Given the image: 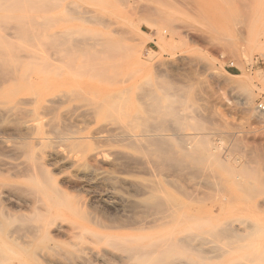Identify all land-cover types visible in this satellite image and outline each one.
<instances>
[{"label":"rangeland","instance_id":"rangeland-1","mask_svg":"<svg viewBox=\"0 0 264 264\" xmlns=\"http://www.w3.org/2000/svg\"><path fill=\"white\" fill-rule=\"evenodd\" d=\"M0 13V47L40 48V67L70 80L43 95L39 114L51 115L40 116L37 169L17 173L0 151V241L20 246L28 264H132L117 226L172 214L190 263L264 264V239L252 236L264 219L254 207L264 199V0H0ZM53 148L85 156L105 179L81 183ZM75 220L84 226L77 238Z\"/></svg>","mask_w":264,"mask_h":264},{"label":"bare ground","instance_id":"bare-ground-1","mask_svg":"<svg viewBox=\"0 0 264 264\" xmlns=\"http://www.w3.org/2000/svg\"><path fill=\"white\" fill-rule=\"evenodd\" d=\"M53 1V0H52ZM56 1V0H55ZM13 2V1H12ZM25 2V1H24ZM15 3V2H14ZM47 3V2H46ZM54 3V2H52ZM2 4V3H1ZM4 4V3H3ZM7 7V6H6ZM29 9V8H28ZM11 10V9H10ZM31 10V9H30ZM8 11V10H7ZM8 13V12H6ZM0 14H3V13H0ZM4 16L5 13L3 14ZM3 15H1L2 17H4ZM23 17V16H22ZM1 18V17H0ZM15 18V17H14ZM62 18V17H61ZM2 19V18H1ZM0 19V20H1ZM10 19V18H9ZM16 19V18H15ZM21 19V18H20ZM4 21V19H3ZM2 25V24H1ZM0 39H2L0 37ZM22 41V40H21ZM63 42V41H62ZM65 42V41H64ZM63 44V43H62ZM64 46V45H63ZM39 50L40 48H34V47H0V151L1 153L4 152L6 155L9 156V158L11 157L14 161V163H7L9 164V166L13 167L14 170L16 169V172H17V167H24L25 165L29 164V163H34L35 165V169H37L36 167H38V164L36 166L35 162H34V159H37L38 161V157L35 158L38 154L35 153V150H36V147L38 145L35 144L34 146V143H38L40 142L39 140H42V133L40 131V124H41V118H40V113L39 114V110L41 109V106H42V99H43V95L44 94H49V93H52L54 90L58 89V88H62V87H65L67 84L70 83V80L68 78H65V77H61L60 74L56 75L54 74L53 71L52 73L47 71L45 72V70H43L42 68L44 67H40V53H39ZM50 61V60H49ZM56 62V61H55ZM54 62V63H55ZM49 64V63H48ZM57 64V63H56ZM63 64V63H61ZM44 65V64H42ZM47 65V64H46ZM60 65V64H58ZM67 65V64H65ZM47 67V66H46ZM49 67V66H48ZM71 66H69V64L67 66H65V68H67V71H69L71 73ZM53 68V66L51 67ZM63 68V67H62ZM64 68V69H65ZM59 69V67H58ZM64 71V70H62ZM66 71V72H67ZM43 72H45L46 76H43ZM68 72V73H69ZM80 75L83 74V71L82 73L79 72ZM79 73H77L79 75ZM74 83V82H73ZM62 94V92H61ZM63 94H65L63 92ZM68 94V93H67ZM72 95V94H71ZM59 96V95H58ZM61 96V95H60ZM66 95L62 96V99L65 97ZM66 98H69V97H65L64 100H66ZM61 99V102L63 101ZM70 99V98H69ZM67 99V100H69ZM58 100V98H57ZM84 100V99H83ZM49 101V100H48ZM47 101V103H48ZM52 102V101H51ZM56 102V100H55ZM59 101H57L58 103ZM65 102V101H64ZM67 102V101H66ZM85 103V102H84ZM51 104V103H49ZM65 103H62L58 106L61 107V105H63ZM86 104V103H85ZM88 104V103H87ZM46 105V104H45ZM52 106V104H51ZM56 106V105H55ZM78 107V106H77ZM84 107H86V105H84ZM44 108V106L42 107ZM46 108V107H45ZM51 108V107H50ZM58 108V107H57ZM89 108V107H88ZM52 109V108H51ZM53 109H56V107H54ZM50 110L49 112L52 113V111L54 110ZM110 109V108H109ZM44 110V109H42ZM46 110H48L46 108ZM58 109H56L55 111H57ZM42 112V111H41ZM44 114L46 115L47 111H43ZM46 112V113H45ZM67 112V111H66ZM92 112V111H91ZM29 114L28 116L31 115V119L30 120H25V118H27L25 115ZM63 113V112H62ZM148 113V112H147ZM43 114V115H44ZM53 114V113H52ZM25 116V118L22 117ZM44 115V116H45ZM47 115H51V114H47ZM46 115V116H47ZM91 115V114H90ZM146 115V114H145ZM150 115V114H149ZM148 115V116H149ZM19 116H21L22 118H20ZM44 116H41L42 118H45ZM54 116L56 117V114L54 113ZM68 116V114H67ZM147 116V117H148ZM18 117L20 119H22L23 121L21 122H17V126L15 125L14 128L12 129H9V122H10V125L13 126V124H11V121L10 119H18ZM54 117V118H55ZM62 117V116H61ZM74 117V116H73ZM145 117V116H144ZM142 117V118H144ZM51 118V117H50ZM65 118V117H64ZM75 118V117H74ZM47 119V118H46ZM71 119V117H70ZM10 120V121H9ZM52 120V118H51ZM55 120V119H54ZM63 120V118H62ZM41 121V122H40ZM47 121V120H46ZM53 121V120H52ZM51 121V122H52ZM56 121V120H55ZM14 122V121H13ZM12 122V123H13ZM16 122V120H15ZM14 122V123H15ZM49 122H50V119H49ZM54 122V121H53ZM52 122V123H53ZM68 122V121H67ZM167 122V121H166ZM46 123V122H45ZM58 123V122H57ZM69 123V122H68ZM88 123V121H87ZM160 123V122H159ZM158 123V124H159ZM16 124V123H15ZM48 125L51 124V123H47ZM47 125V126H48ZM53 125V124H52ZM51 125V126H52ZM105 125V124H104ZM144 125V124H143ZM46 125H44V128H45ZM46 126V127H47ZM50 125L48 126L49 129L51 130V127ZM54 126V125H53ZM89 126V125H88ZM146 127V126H145ZM54 128V127H53ZM70 128V127H69ZM75 128V127H74ZM99 128V127H98ZM110 128H113V125L110 127ZM148 128V127H147ZM33 131H32V130ZM46 129V128H45ZM57 129V128H56ZM67 129V128H66ZM142 129V128H141ZM159 129V128H158ZM29 130H31V134H30V137H29ZM47 130V129H46ZM53 130V129H52ZM55 130V128H54ZM61 130V129H60ZM82 130V129H81ZM110 130V129H109ZM123 130V129H122ZM151 130V129H150ZM170 130V129H169ZM45 131V130H44ZM49 131V130H48ZM78 131V130H77ZM86 131V130H85ZM103 131V129H102ZM105 131V132H104ZM104 131L101 133L103 135V133L105 134L106 133V130L104 129ZM112 132H116L115 130H110ZM125 131V130H124ZM128 131V130H127ZM146 130H144L145 132ZM49 132H52V131H49ZM61 132V131H60ZM80 132V131H79ZM130 132V131H129ZM141 132V131H140ZM45 133V132H44ZM62 133V132H61ZM66 133V132H65ZM110 133V132H109ZM126 134V132H123ZM146 133V132H145ZM147 133L153 137V135L151 134L150 131L147 130ZM6 134V136H5ZM46 134V133H45ZM50 134V133H48ZM47 134V135H48ZM56 134V133H55ZM72 134V133H70ZM75 134V133H74ZM108 134V133H107ZM118 135V133H115ZM127 134H130L127 132ZM61 135V134H60ZM73 135V134H72ZM112 135V133H111ZM149 135V136H150ZM55 136V135H54ZM59 136V135H58ZM62 136V135H61ZM61 136H59L61 138ZM65 136V135H64ZM63 136V137H64ZM69 136V135H67ZM93 136V135H92ZM107 136V135H106ZM114 136V135H113ZM123 136V135H122ZM125 136H128V135H125ZM132 136V135H131ZM145 136H148V135H145ZM62 137V138H63ZM71 139H72V136H70ZM69 137V138H70ZM108 137H109V134H108ZM115 137V136H114ZM119 137V135H118ZM130 137V136H129ZM139 137V136H138ZM141 137V136H140ZM56 138V137H55ZM117 138V137H116ZM145 138V137H144ZM156 138V137H155ZM31 140L32 142H29L27 143L26 140ZM51 139V138H49ZM54 139V138H53ZM64 139V138H63ZM66 139V137H65ZM130 139V138H129ZM140 139V138H139ZM148 139L150 140V138L148 137ZM157 139V138H156ZM45 140V139H43ZM47 140V139H46ZM60 140V139H59ZM57 140V141H59ZM144 140V139H143ZM55 141V140H54ZM55 141V143L57 142ZM118 141V140H116ZM44 142V141H43ZM42 142V143H43ZM60 142V141H59ZM58 142V144H59ZM129 142L131 143V140H129ZM148 142V141H147ZM151 142V141H149ZM42 143H41V146H42ZM52 143V141H51ZM118 143V142H117ZM120 143V142H119ZM137 143V142H136ZM40 144V143H39ZM114 144V143H113ZM134 144V143H133ZM147 144V143H146ZM98 145V144H97ZM125 145V144H124ZM131 145V144H130ZM135 145V144H134ZM143 145V144H141ZM76 146V145H75ZM103 146V145H102ZM136 146V145H135ZM167 146V145H166ZM39 147V146H38ZM45 147V146H44ZM54 147V146H52ZM64 147V146H63ZM127 147V146H125ZM59 148V147H58ZM58 148H53L51 152H49V156H58L60 157V160L65 162V163H68V164H71L72 166L73 165H76L77 167V173H78V176L79 178L82 180L81 183H87L88 181L91 180V176L93 174V178L94 180L96 181H101L103 179V174L102 173H95L93 172L92 173V170L91 167L90 169L88 168V164L87 163V158L85 156H82V157H79L78 159L75 158L76 156H69V154H67L65 151V153L68 155H65L62 154ZM67 148V147H66ZM101 148V147H100ZM38 150V149H37ZM61 150V149H60ZM64 149L62 148V151ZM157 150V149H156ZM161 150V149H160ZM163 150V149H162ZM76 151V150H75ZM155 151V150H154ZM164 151V150H163ZM167 151V150H166ZM42 152V151H41ZM40 152V153H41ZM72 152V151H71ZM162 152V151H161ZM101 152H99L100 154ZM114 153V152H113ZM136 153V152H135ZM141 153V152H140ZM164 153V152H163ZM43 154V153H42ZM44 154H46L44 152ZM78 154V153H77ZM152 154V153H151ZM150 154V155H151ZM166 154V153H165ZM3 155V153L1 154V156ZM40 156V155H39ZM44 156V155H43ZM42 156V157H43ZM48 156V155H47ZM102 156V155H101ZM113 156V155H112ZM118 156V155H117ZM129 156V155H128ZM152 156V155H151ZM158 156V155H157ZM164 156V155H163ZM104 157V156H102ZM4 158H6L4 156ZM7 157V159H9ZM46 158V157H44ZM43 158V159H44ZM124 158V157H123ZM145 158V157H144ZM167 158V157H166ZM42 158H40L41 160ZM77 159V160H76ZM176 159V158H175ZM45 160V159H44ZM98 160V159H97ZM1 162L3 160H0ZM11 161V159H10ZM42 161V160H41ZM57 161V159H56ZM55 161V162H56ZM60 161V162H61ZM139 161V160H138ZM165 161V160H164ZM172 161V160H171ZM7 162V161H5ZM40 162V161H39ZM59 162V161H58ZM63 162H61L63 164ZM169 162V161H168ZM82 163V164H81ZM95 163V162H94ZM171 163V162H170ZM2 164H6V163H3ZM6 164V165H7ZM59 164V163H57ZM61 164V165H62ZM81 164V165H79ZM164 164V162H163ZM168 164V163H167ZM56 165V164H55ZM70 165V166H71ZM1 166V165H0ZM8 166V165H7ZM6 166V167H7ZM58 166V165H57ZM165 166V165H164ZM179 166V165H178ZM2 167V166H1ZM5 167V165L3 166ZM2 167V168H3ZM69 167V166H68ZM75 167V168H76ZM153 167V166H152ZM1 168V169H2ZM9 168V167H7ZM13 168L11 169V172H13ZM94 168V167H93ZM166 168V167H165ZM183 168V167H182ZM9 169V170H10ZM34 169V168H33ZM32 169V170H33ZM97 169V168H96ZM6 170V169H5ZM25 167L24 169L22 168V171L25 173ZM31 170V172H32ZM98 170V169H97ZM172 170V169H171ZM36 171V170H35ZM40 171V170H38ZM101 171V170H100ZM148 171V170H147ZM29 172V171H27ZM34 172V171H33ZM173 172V171H172ZM10 173V172H9ZM19 173V171L17 172ZM36 175H38V172H34ZM139 173V172H138ZM21 174V173H20ZM19 174V175H20ZM28 174V173H27ZM27 174H22V175H25L27 176ZM44 174V173H42ZM107 174V173H106ZM120 174V173H119ZM133 174V173H132ZM137 174V173H136ZM145 174V173H144ZM151 174V173H150ZM162 174V173H160ZM1 175V174H0ZM14 175V174H13ZM19 175H16L17 176L16 178L18 179V176ZM22 175H20L22 177ZM33 175V173L31 174ZM34 177L35 181L38 179V176ZM138 175V174H137ZM2 176V175H1ZM12 176V175H11ZM34 176V175H33ZM45 176V175H44ZM77 176V175H76ZM161 176V175H159ZM39 177H42V176H39ZM162 177V176H161ZM20 178V177H19ZM25 178V177H24ZM46 178V177H45ZM69 178V177H68ZM164 178V176L162 177ZM21 179V178H20ZM43 179V178H42ZM105 179V178H104ZM103 179V180H104ZM48 181V179L46 178L45 181ZM161 180V179H160ZM164 180V179H163ZM30 181V180H29ZM34 181V183H35ZM44 181V180H43ZM67 181V180H66ZM156 181V180H155ZM37 182V181H36ZM148 182V181H147ZM146 182V183H147ZM165 182V180L163 181ZM162 182V183H163ZM169 182V181H168ZM145 183V184H146ZM150 183V182H149ZM152 183V182H151ZM154 183V182H153ZM156 183V182H155ZM42 183H40L41 185ZM51 184V183H49ZM48 184V185H49ZM71 184V183H70ZM148 184V183H147ZM146 184V185H147ZM165 185V183H163ZM167 184V183H166ZM39 183H37L36 186H38ZM86 185V184H85ZM150 185V184H149ZM148 185V186H149ZM42 186V185H41ZM81 186V185H79ZM96 186V185H95ZM132 186V185H131ZM152 187V185H150ZM149 186V187H150ZM168 186V185H166ZM33 187V186H32ZM43 187V186H42ZM51 187V190L53 189L52 186L50 185ZM83 187V186H82ZM154 187V186H153ZM84 188V187H83ZM89 188V187H88ZM168 188V187H167ZM40 189V188H39ZM81 189V187L79 188ZM155 189V188H154ZM157 189V188H156ZM37 190H38V187H37ZM252 190V189H251ZM251 190H248L249 193H251L250 191ZM55 190H53L54 192ZM40 192V191H38ZM37 192V193H38ZM59 192V191H58ZM246 192V193H248ZM256 192V191H255ZM47 193V192H45ZM55 193V192H54ZM181 193V192H180ZM254 193V192H253ZM260 193V192H259ZM34 194V192H33ZM48 194V193H47ZM52 194V193H51ZM56 194V193H55ZM53 195V194H52ZM57 195V194H56ZM62 195V194H61ZM137 195V194H136ZM252 195V193L250 194ZM249 194L246 196H249V197H252L255 194H253L252 196H250ZM263 195V194H262ZM49 196V194H48ZM63 196V195H62ZM61 196V197H62ZM34 197V195L32 196V198ZM38 197V196H36ZM58 197V196H57ZM61 197H58V200L59 198L61 199ZM128 197V196H127ZM136 197V196H135ZM138 197V196H137ZM30 198V199H32ZM64 197H62L63 199ZM123 198V197H122ZM157 198V197H156ZM264 198V197H263ZM35 199V198H34ZM39 199V200H38ZM36 201H42L40 198H38ZM253 199V198H252ZM64 200V199H63ZM120 200V199H119ZM147 200V199H146ZM158 200V198H157ZM11 201V200H10ZM16 201V200H15ZM47 201V200H46ZM62 201V200H61ZM123 201V199L121 200ZM126 201V200H124ZM155 201V199L153 200ZM13 202V201H12ZM58 202V201H57ZM129 203L131 201H128ZM157 202V201H156ZM19 203V202H18ZM17 203V204H18ZM29 203V202H27ZM151 203V202H150ZM12 204V203H11ZM23 204V203H22ZM41 206H42V202L40 203ZM123 204V203H122ZM127 204V203H126ZM141 204V203H140ZM24 205V204H23ZM121 205V203H120ZM149 205V204H148ZM21 206L18 205V207ZM64 206V205H63ZM163 206V205H162ZM165 206V205H164ZM12 207V205H11ZM14 207V206H13ZM28 207H29V204H28ZM31 207V205H30ZM37 207V206H36ZM36 207L34 209H36ZM43 207L45 208V206L43 205ZM42 207V208H43ZM122 207V206H121ZM127 207V206H126ZM179 207V206H178ZM256 208V210L260 212V214H263L264 215V199L261 200V202H258L256 203V205L254 206ZM21 208V207H20ZM130 208V207H129ZM132 208V207H131ZM147 208L149 209V207L147 206ZM155 208V207H154ZM25 209V207H24ZM29 209V208H28ZM27 209V211H28ZM40 209V208H39ZM39 209H37L39 211ZM141 209V207H140ZM147 209V210H148ZM14 210V209H13ZM20 210V209H19ZM22 210V209H21ZM36 210V211H37ZM153 210V209H152ZM162 210V209H161ZM59 212H57V214L59 215L61 213V209L59 208L58 209ZM132 211V210H131ZM143 211V210H142ZM177 211V210H176ZM22 212V211H21ZM26 212V211H24ZM30 212V211H28ZM172 212V210H171ZM44 213V212H43ZM64 213V212H62ZM38 214V212H37ZM36 214V216H37ZM65 214V213H64ZM159 215V213H157ZM66 215V214H65ZM134 215V214H133ZM175 215V213H174ZM149 216V215H148ZM155 216V215H154ZM181 216V215H180ZM43 217V215H42ZM46 217V216H45ZM49 216H47L48 218ZM133 218V217H132ZM146 218V216H145ZM144 218V220H145ZM154 218V217H153ZM159 218V217H158ZM85 219V218H83ZM95 220V219H94ZM151 221V218L149 219ZM155 218L153 219V221L149 222L147 219H146V223L144 221L143 224H140L141 222H139L138 224H131L129 223L130 226H127V225H124V226H121L119 227V223L115 222L114 224L115 225H118L117 226V230L118 228H122V229H125L127 230L128 232V235L126 237H128L129 239V242L131 243V246L128 250V248L124 251H129V253H131L130 256H127L128 258L130 257V261L132 262V264H147V263H153V264H196V261L192 260L191 263L189 262V260L186 258L183 259V245L185 243H187V241H184L183 240V222L180 220V218L178 217H175L173 216L172 214H170V217H165L164 214H163V217L157 219L156 221ZM68 221V220H67ZM148 221V222H147ZM123 222V221H122ZM239 223V221H237ZM263 222V223H262ZM261 224H259V230L257 231V233L253 234L252 236L259 239V240H263L264 239V219L262 220ZM124 223V222H123ZM63 224V223H61ZM68 224V223H67ZM114 224H109V225H114ZM241 224V223H240ZM65 225V224H64ZM108 225V227H109ZM248 225V224H247ZM252 225V224H251ZM53 226V225H52ZM67 226V225H66ZM107 226V225H106ZM240 226V225H239ZM63 227V226H61ZM71 227L73 228V230H71V233L74 234V236H76V238L78 236H81L83 234V231H84V226L83 224L79 221V220H75V222H73L71 224ZM104 227V226H102ZM107 227V228H108ZM251 228V226H249ZM29 228V227H28ZM39 228V227H38ZM43 228V227H42ZM56 228V226H55ZM64 228V227H63ZM105 228V227H104ZM115 228V227H114ZM238 228V227H237ZM236 228V230H237ZM253 228V227H252ZM252 228H251V231H252ZM68 229V228H67ZM103 229V228H102ZM115 229V230H116ZM233 229V228H232ZM239 229V228H238ZM245 229V228H244ZM57 230V229H56ZM64 230V229H63ZM108 230V229H106ZM111 230V229H110ZM114 230V231H115ZM250 230V229H249ZM54 231V230H53ZM52 231V232H53ZM67 231V230H66ZM69 231V229H68ZM229 231V230H228ZM65 232V231H64ZM104 232V231H103ZM235 232H240L241 231H235ZM56 233V232H54ZM98 233V232H97ZM241 233H244V232H241ZM24 234V233H23ZM68 234V233H67ZM100 234V233H98ZM117 234V233H116ZM114 233V235H116ZM120 233H118L119 235ZM232 234V233H231ZM234 235L236 233H233ZM248 234V233H247ZM251 234V233H250ZM50 235V234H49ZM91 236H93L94 238H96L94 235L90 234ZM112 235V234H111ZM124 235V234H123ZM220 235V234H219ZM226 236H228L229 234L226 233L225 234ZM22 236V235H21ZM20 236V237H21ZM56 236V235H55ZM58 236V235H57ZM60 236V235H59ZM242 236H244L242 234ZM241 236V237H242ZM86 237V236H85ZM105 237V236H104ZM111 237V236H110ZM121 237V236H120ZM126 237L125 240H126ZM232 237V236H231ZM235 237V236H234ZM233 237V238H234ZM13 238V237H12ZM11 238V239H12ZM18 238V237H17ZM16 238V240H17ZM45 238V237H43ZM47 238V237H46ZM53 238V236L51 237ZM84 238V237H83ZM103 238V237H102ZM189 238V236H188ZM193 238V237H192ZM229 238V237H228ZM237 238V237H235ZM19 239V238H18ZM59 239V238H58ZM62 240L64 239L63 237L61 238ZM67 239V238H66ZM65 239V240H66ZM71 239V238H70ZM100 238L98 237L97 240H99ZM111 239V238H110ZM56 240V239H55ZM60 240V239H59ZM91 240V239H90ZM239 240V239H238ZM18 241V240H17ZM16 241V242H17ZM20 241V240H19ZM80 241V240H79ZM112 243H114V239L110 240ZM249 241V240H248ZM24 242V241H23ZM68 242V241H67ZM101 242V240L99 241ZM127 242V241H126ZM108 243V242H107ZM112 243L110 245V242H109V245H110V248H112ZM128 243V242H127ZM189 243V242H188ZM200 243V242H199ZM239 243V242H238ZM21 244V243H20ZM25 243H23L24 245ZM122 244V243H121ZM26 245V244H25ZM97 245V244H96ZM108 245V246H109ZM115 245H117V243L115 242L114 243V247L112 248L113 249H116V250H113L115 252L118 251L119 254L120 251L123 252V250H120L118 249L120 246L124 248V246L122 245H117L119 247L115 248ZM126 245V244H125ZM188 245V244H187ZM192 245V244H191ZM188 245L190 250H192V248H194L195 246L194 245ZM206 245V244H205ZM236 245V244H235ZM106 246V245H104ZM191 246V247H190ZM199 246V245H198ZM260 246V245H259ZM258 246V247H259ZM263 246V245H262ZM240 247V246H239ZM23 248V247H22ZM122 248V249H123ZM198 248L201 249V247L199 246ZM237 248V247H236ZM264 248V246L262 247ZM25 249V248H24ZM118 249V250H117ZM111 250V249H110ZM120 250V251H119ZM196 252H198L199 249H195ZM240 250V249H239ZM22 249L20 246H18L15 242H13L12 240H3V241H0V264H28L29 261L24 257V254L22 253ZM88 251V249H87ZM90 251V250H89ZM92 251V250H91ZM127 251V252H128ZM264 251V249H263ZM24 252V251H23ZM93 252V251H92ZM98 252V251H96ZM195 252V251H194ZM209 252V251H208ZM207 252V254H208ZM241 252V251H240ZM25 253V252H24ZM188 253V252H187ZM199 253V252H198ZM117 254V253H116ZM118 254V255H119ZM126 254V252H125ZM211 254V253H210ZM187 255V254H186ZM189 255V253H188ZM92 256H93V253H92ZM95 256V255H94ZM123 256V255H122ZM30 257V256H29ZM97 257V256H96ZM95 257V258H96ZM195 257V256H194ZM105 258V257H104ZM108 258V257H107ZM107 258L105 260H107ZM110 258V257H109ZM200 258H202L200 256ZM199 258V259H200ZM33 259H35L33 257ZM97 259V258H96ZM101 259V258H100ZM103 259V258H102ZM111 259V258H110ZM120 259H122L120 257ZM125 259V257H124ZM208 259V258H207ZM210 259V258H209ZM37 261V259H35ZM34 260V261H35ZM98 260V259H97ZM116 260V259H115ZM115 260L113 262H115ZM128 260V259H127ZM183 260H185L186 262H184ZM216 260V259H215ZM35 261V262H36ZM103 261V260H102ZM110 261V260H108ZM112 261V259H111ZM123 261H126V260H123ZM129 261V262H130ZM107 262V261H106ZM118 262V261H117ZM120 262V261H119ZM128 263V261H127ZM122 264V263H121ZM125 264V263H124Z\"/></svg>","mask_w":264,"mask_h":264},{"label":"built area","instance_id":"built-area-1","mask_svg":"<svg viewBox=\"0 0 264 264\" xmlns=\"http://www.w3.org/2000/svg\"><path fill=\"white\" fill-rule=\"evenodd\" d=\"M258 108H259V110H261V111L264 112V104L260 103V104L258 105Z\"/></svg>","mask_w":264,"mask_h":264}]
</instances>
